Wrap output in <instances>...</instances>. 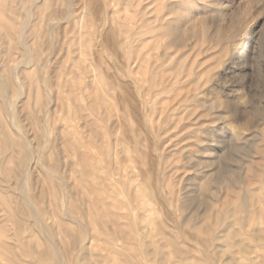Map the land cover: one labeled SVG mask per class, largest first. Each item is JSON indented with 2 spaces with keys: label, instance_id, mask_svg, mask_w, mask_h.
Returning <instances> with one entry per match:
<instances>
[{
  "label": "rangeland",
  "instance_id": "374dc122",
  "mask_svg": "<svg viewBox=\"0 0 264 264\" xmlns=\"http://www.w3.org/2000/svg\"><path fill=\"white\" fill-rule=\"evenodd\" d=\"M16 1L0 0V81L14 105L0 129V264H54L38 256L48 234L64 264H264V241L250 234H264V0H107L106 11L92 0H53L42 11L37 0L40 11L20 17L24 42L44 67L27 71L9 30ZM47 13L56 17L48 22ZM90 31L104 38L90 39ZM122 68L138 83L119 102L106 77ZM126 103L137 144L117 121ZM8 129L36 152L26 185L8 173L16 162L4 146ZM100 168L111 173L106 193L92 181ZM141 191L151 208L141 207ZM23 193L42 211L46 236ZM92 230L96 246L84 258L74 239ZM191 244L180 258L177 250Z\"/></svg>",
  "mask_w": 264,
  "mask_h": 264
},
{
  "label": "bare ground",
  "instance_id": "6f19581e",
  "mask_svg": "<svg viewBox=\"0 0 264 264\" xmlns=\"http://www.w3.org/2000/svg\"><path fill=\"white\" fill-rule=\"evenodd\" d=\"M42 1V11H43V8L45 9V10H49V8H50V6H51V3L53 2V0H50L51 2H49V0H41ZM58 1H60V0H58ZM65 1V0H64ZM67 1V0H66ZM93 1V3L96 5H98V7L100 8V7H102L105 11H106V7H107V0H92ZM109 1V0H108ZM18 2H20L19 4H20V7H19V12L18 13H15L16 11L14 10V12H10L11 14V18H13L15 21H14V26L11 28V29H9L10 30V33H11V36H12V38H13V41H14V46L12 45V49H14V51H16V53H18V52H22V50H24V54H25V56H24V60L21 62L22 64H23V67L22 68H25V70L27 71V68H32V67H34V68H36L38 65H39V67H44V59L43 58H40L39 60H35L34 59V55H32V54H30V52H29V49H28V46L26 45V43L24 42V37L23 36H26L25 35V31H27V29H28V25L24 22V25H22L21 24V21H23V20H21L22 18L20 17V16H25V18L27 19V18H29L30 16H31V8L32 7H35L36 6V3H37V0H20V1H16V3H18ZM112 1H110V3H111ZM163 2V1H162ZM58 3V2H57ZM60 3V2H59ZM62 5V4H61ZM139 5V4H138ZM152 5V4H151ZM208 6V5H207ZM37 7V6H36ZM49 7V8H48ZM57 7V6H56ZM11 8V7H10ZM38 8V7H37ZM53 8V7H52ZM58 8V7H57ZM61 9H62V7H60ZM95 8V7H94ZM93 9V8H92ZM20 10H21V12H20ZM37 10V9H36ZM38 10H39V8H38ZM63 10V9H62ZM22 11H25V13H22ZM40 11V10H39ZM39 11H36V14H37V12H39ZM41 11V12H42ZM53 11V10H52ZM56 11H57V9H56ZM5 12V11H4ZM63 12V11H62ZM65 12V11H64ZM46 13V12H45ZM45 13H44V15H45ZM47 14H49V13H47ZM58 14V13H57ZM56 14V15H57ZM60 14V13H59ZM62 14V13H61ZM66 14H68V13H65V15ZM90 14V13H89ZM104 14H106V13H104ZM64 15V14H63ZM108 15H110V14H108ZM2 16V15H1ZM39 16V15H38ZM71 16V15H70ZM94 16V15H93ZM126 16V15H125ZM136 16V15H135ZM53 17H56V16H54L53 14L51 15V14H49V15H47L46 16V21H50V20H52L53 19ZM59 17V16H58ZM65 17H67V16H65ZM69 17V16H68ZM145 17V16H144ZM143 17V18H144ZM156 17V16H155ZM191 17V16H190ZM60 18V17H59ZM109 18H110V16H109ZM134 18V17H133ZM106 19V18H105ZM193 19V18H192ZM29 20V19H28ZM27 20V21H28ZM39 20V19H38ZM64 20H66L65 18H64ZM75 20V19H74ZM156 22V21H155ZM47 23V22H46ZM58 23V22H57ZM81 23V22H80ZM142 23V22H141ZM2 24H3V22H2ZM38 24V23H37ZM52 24V23H51ZM56 24V23H55ZM62 24V23H61ZM82 24V23H81ZM101 24V23H100ZM103 24V23H102ZM46 25V24H45ZM32 26H33V24H32ZM32 26H31V29H32ZM36 26V25H35ZM43 26V25H42ZM50 26H52V25H50ZM38 27V26H37ZM48 27H49V25H48ZM47 27V28H48ZM57 27V26H56ZM88 27V26H87ZM107 27V26H106ZM34 28V27H33ZM89 28H90V26H89ZM35 29V28H34ZM41 30H42V28H40ZM104 29V28H103ZM134 29V28H133ZM7 31V30H6ZM63 31V30H62ZM80 31V30H79ZM104 31V30H103ZM43 32V31H42ZM8 33V32H7ZM44 33V32H43ZM47 33V32H46ZM90 33H91V35H90V39H93L95 36H96V38H97V42H98V39L100 40L103 36H104V34H103V32L102 31H99V32H97L96 33V35L94 34V36L92 35V31H90ZM51 34V33H50ZM57 34H58V32H57ZM10 35V34H9ZM63 35V34H62ZM8 36V35H7ZM6 36V37H7ZM41 36V35H40ZM47 36V35H46ZM45 36V37H46ZM92 36H93V38H92ZM43 37V36H42ZM48 37V36H47ZM46 37V38H47ZM50 37V36H49ZM53 37V36H52ZM9 38V37H8ZM28 38V37H27ZM104 38V37H103ZM44 39V38H43ZM50 39V38H49ZM81 39V38H80ZM137 39V38H136ZM153 39V38H152ZM12 40V39H11ZM28 40H29V38H28ZM94 40V39H93ZM103 40V39H102ZM104 40H106V39H104ZM84 41H85V39H84ZM101 41V40H100ZM109 41L110 40H108V43H109ZM51 42V41H50ZM96 42V43H97ZM148 42V41H147ZM11 43V42H10ZM107 43V42H106ZM145 43V42H144ZM12 44V43H11ZM10 44V45H11ZM80 44V43H79ZM8 45V44H7ZM9 45V46H10ZM58 45V44H57ZM96 45H99V44H96ZM108 45V44H107ZM51 46V45H50ZM11 47V46H10ZM52 47V46H51ZM50 47V48H51ZM97 47V46H96ZM32 48H33V46H32ZM101 48V47H100ZM101 50V49H100ZM104 50V49H103ZM165 50V49H164ZM96 51V50H95ZM10 52V51H9ZM38 52V51H37ZM49 52V51H48ZM11 53V52H10ZM41 53L43 54V52L41 51ZM7 54V53H6ZM80 54H81V52H80ZM95 54H97V53H95ZM23 55V54H22ZM49 55V54H48ZM104 55V54H103ZM43 56V55H42ZM41 56V57H42ZM56 56V55H55ZM88 56V55H87ZM108 56H110V54H108ZM11 57V56H10ZM10 57H8V58H10ZM105 57V56H104ZM112 57V56H111ZM7 58V57H6ZM84 58V57H83ZM106 58V57H105ZM162 59V58H161ZM4 60V59H3ZM6 60V59H5ZM8 60V59H7ZM81 60V59H80ZM85 60V59H84ZM116 60V59H115ZM98 61V60H97ZM82 62H84V61H82ZM116 62V61H115ZM114 62V63H115ZM6 63V62H5ZM10 63V62H9ZM48 63V62H47ZM1 64V63H0ZM21 64V65H22ZM4 65V64H3ZM17 65V64H16ZM115 65H117L116 63H115ZM121 65V64H120ZM134 65V64H133ZM169 65V64H168ZM122 66V65H121ZM121 66L119 67V68H121ZM137 66V65H136ZM4 67V66H3ZM19 67V64L16 66V68H18ZM117 67V66H116ZM12 68H13V66H12ZM15 68V69H16ZM125 68V67H124ZM8 69H9V67H8ZM14 69V68H13ZM115 69V68H114ZM17 70V69H16ZM15 70V71H16ZM71 70V69H70ZM122 70H124L123 72H122V74L121 75H119V76H113V77H109V76H107L106 77V79H107V82L109 81L108 80V78L110 79V82H111V86H112V88H111V90L112 89H116L115 91H117V93H118V100H119V102H121V100L124 102L125 100H126V96H128L129 95V91H130V89L131 88H134V84H137L138 82H136V80L132 77V76H130L128 73H129V71H128V73L126 72L127 70L126 69H123L122 68ZM36 71V70H35ZM5 72V71H4ZM35 73V72H34ZM93 73H95V71L93 72ZM24 74H25V76H26V73L24 72ZM178 74V73H177ZM4 75V74H3ZM13 75H14V73H13ZM41 76V75H40ZM16 76H14V78H15ZM27 77H29L28 76V74H27ZM26 77V78H27ZM7 78V77H6ZM36 78V77H35ZM73 78L75 79V77L73 76ZM99 78H102V76H100ZM33 79V78H32ZM27 80H29V78H27ZM36 81H37V79H35ZM35 81V82H36ZM109 82V83H110ZM28 83V82H27ZM42 84V83H41ZM38 85V84H37ZM18 86V85H17ZM55 86V85H54ZM65 86V85H64ZM106 86H110V85H106ZM106 86L105 85H103V87L104 88H106ZM41 87V86H40ZM69 87V86H68ZM4 88H6V90L8 91V88H7V84L4 82V81H0V93L2 94V97H3V99H5L4 100V102H2V100L0 101V129H1V131H2V129L4 128V127H6L7 128V126H8V122L6 123V120L5 119H3L2 117H4L6 114H8V116L10 117V119L13 117L10 113H9V110H10V107L11 106H14V105H12L11 104V106H10V102L8 101V99L6 98V96H5V94L3 95V89ZM19 88V87H18ZM37 88V87H36ZM110 88V87H109ZM39 90V89H38ZM83 93V92H82ZM103 93H105L106 94V96H107V98L108 97H110V95H109V93H108V90L106 89V91L104 92L103 91ZM7 94V93H6ZM128 94V95H127ZM48 95H50V94H48ZM117 95V94H116ZM178 95V94H177ZM5 96V97H4ZM131 96V95H130ZM1 97V96H0ZM8 97V96H7ZM37 97V96H36ZM56 97V96H55ZM86 97V96H85ZM132 97V96H131ZM1 99V98H0ZM85 99V98H84ZM56 100V99H55ZM110 100V99H109ZM32 101V100H31ZM53 101V100H52ZM77 101V100H76ZM86 101V100H85ZM129 101H131V100H129ZM128 101V102H129ZM35 102V101H34ZM78 102V101H77ZM35 104V103H34ZM47 104H48V102H47ZM56 104V103H55ZM77 104H79V102L77 103ZM129 104V106L131 105L130 103H128ZM133 104V103H132ZM128 105H127V103L126 104H124V107H122V110H123V113L122 114H120V115H116L117 116V121H118V123H122V125H123V127L125 128V131L127 132V133H131V134H129V135H131V136H129L130 137V139H131V142H133V143H135V144H137V141L134 139L135 137H134V134L132 133L133 132V130H132V125L131 124H129V122L127 121V113H128V109L130 108ZM75 107V106H74ZM88 107V106H87ZM132 107H134V106H132ZM13 108V107H12ZM15 108V107H14ZM32 108V107H31ZM177 108V107H176ZM69 109V108H68ZM114 109H115V107H114ZM130 109H132V108H130ZM12 110V109H11ZM64 110V109H63ZM77 110V109H76ZM80 110V109H79ZM134 110H136V108L134 109ZM27 112V111H26ZM130 112H132L131 110H130ZM114 111H109L108 112V114H109V116H115L114 114ZM116 113H117V111H116ZM14 114V113H13ZM95 114V113H94ZM27 116V115H26ZM1 119H3V120H5V122L4 121H2ZM9 119V120H10ZM13 119V118H12ZM140 119V118H139ZM8 120V119H7ZM30 120V119H29ZM141 120V119H140ZM137 121V120H136ZM10 122H12V121H10ZM25 122V121H24ZM16 123H17V121H16ZM139 124H140V122H139ZM11 125V124H10ZM15 126V125H14ZM12 127V126H11ZM10 127V128H11ZM143 127V126H142ZM239 127V126H238ZM237 127V128H238ZM242 127V126H241ZM9 128V127H8ZM116 128V127H115ZM14 129V128H13ZM7 129H5V131H6ZM10 129H8V133L6 134V132L5 133H3L2 135L4 136V138H5V140H4V146L5 147H10V148H12V151H13V154L14 155H10V157L12 158V159H15L16 160V162H14V164H13V162H12V166H13V168L12 169H10V170H8V173H11L12 172V174H15V176L17 177V179H19V181H20V183H23V184H25V182H26V180L28 179V177H29V174H31V170L32 169H34L35 168V166L38 164V163H35V159L33 160V159H31L32 157V154H33V152H32V154H30V151L28 150V146L27 145H29V144H27L26 142H25V138L23 139V140H19L18 138H16V137H12L13 135H14V132H12L13 133V135L10 137L8 134H9V131ZM15 130H17V128L15 129ZM14 130V131H15ZM20 130V129H19ZM18 130V132H19V134H20V132L21 131H19ZM237 130V129H236ZM145 131V130H144ZM48 132V131H47ZM62 132V131H61ZM125 132V133H126ZM17 133V132H16ZM47 134V133H46ZM138 134V133H137ZM233 134V133H232ZM21 135V134H20ZM127 135V134H126ZM237 135H240V134H235L234 136L235 137H238L239 138V136H237ZM23 136V135H22ZM51 136V135H50ZM144 137H145V135H144ZM20 138H23V137H20ZM236 140H237V138H236ZM130 141V140H129ZM135 141V142H134ZM118 143V142H117ZM122 143V142H121ZM123 144V143H122ZM30 146V145H29ZM51 146V145H50ZM2 149V148H1ZM46 149H47V147H46ZM33 150V149H32ZM52 150V149H51ZM62 150V149H61ZM3 151H5V150H3ZM8 151V150H7ZM46 151V150H45ZM113 152V154L114 153H116V152H114V150H110V152ZM133 151V150H132ZM0 152H1V150H0ZM9 152V151H8ZM7 152V153H8ZM125 152H127V153H129V150L127 149ZM136 152V151H135ZM36 153V152H35ZM34 153V154H35ZM33 154V155H34ZM44 154V153H43ZM42 154V155H43ZM49 154V153H48ZM111 154V153H110ZM110 154H109V150H108V155H105L106 156V158L107 157H109L110 158ZM5 155V154H4ZM3 155V156H4ZM116 155V154H115ZM15 156V157H14ZM35 156V158H36V154L34 155ZM33 156V157H34ZM1 157V156H0ZM39 157V156H38ZM42 157V156H41ZM7 160V159H6ZM32 160V161H31ZM44 160V159H43ZM46 160V159H45ZM128 160H131V151H130V155L128 156ZM3 161V160H2ZM149 161V160H148ZM155 161V160H154ZM11 162V161H10ZM42 162H44V161H41V163ZM44 164V163H43ZM62 164V163H61ZM65 164V163H64ZM199 164V163H198ZM202 164V163H201ZM206 164V163H205ZM6 166V165H5ZM8 166V165H7ZM62 166V165H61ZM4 167V166H3ZM247 168H248V166H247ZM249 169V168H248ZM48 170H49V168H48ZM51 171V170H50ZM55 171V170H54ZM100 171H101V168L100 169H96V170H94L93 172H92V181L94 182H96V185H95V187H97V188H100L101 190H103V192L104 193H106V191L103 189V182H106V181H109L110 179H111V173L110 172H108V173H106L105 172V170H103L104 171V174H105V176L103 175V176H101L99 173H100ZM57 171H55V173H56ZM161 172H162V170H161ZM160 172V173H161ZM49 173V172H48ZM47 173V174H48ZM149 173V172H148ZM155 173V172H154ZM218 173V172H217ZM222 173V172H221ZM50 174H52L51 172H50ZM150 174V173H149ZM153 174V173H152ZM168 174V173H167ZM205 174V173H204ZM162 175V174H161ZM58 176V175H57ZM163 176H164V174H163ZM166 176V175H165ZM3 177V176H2ZM59 177V176H58ZM161 177V176H160ZM202 177V176H201ZM206 177H208V176H206ZM54 178V177H53ZM154 178V177H153ZM211 179L212 178H210V180L209 179H206V181H208V182H211ZM153 180V179H152ZM8 181V180H7ZM155 181V180H154ZM12 182H14V181H12ZM2 183V182H1ZM1 183H0V185H1ZM161 183V182H160ZM206 183V182H205ZM18 185V184H17ZM26 185V184H25ZM124 185H125V183H124ZM156 185V184H155ZM205 185V184H204ZM20 186H21V184H20ZM154 186V185H153ZM15 187V186H14ZM22 187H24V186H22ZM19 188V187H18ZM25 188H26V186H25ZM204 188V187H203ZM207 188H208V186H207ZM13 189V188H12ZM205 189H206V187H205ZM200 190H201V188H200ZM203 190V189H202ZM18 191H19V189H18ZM22 191V190H21ZM14 192V191H13ZM24 192V191H23ZM142 193V196H143V202L141 201V207L142 208H151V200L150 199H146V197H147V195H146V192H144V191H141ZM174 192V191H173ZM199 192H202V191H197L196 192V194H198ZM15 193V192H14ZM140 193V192H139ZM156 193V192H155ZM141 194H139V197H140V195ZM158 194V193H157ZM156 194V195H157ZM195 194V193H194ZM195 194V195H196ZM11 195H13V194H11ZM22 197H23V207L24 208H26L25 210L30 214V216L32 217V219H33V224L35 225V226H38V227H40V229L44 232V233H42V234H45V236L47 235V228L42 224V222H43V220H42V218H41V214H42V211L40 212L39 211V209L33 204V202H32V200H31V198H29L27 195H25L24 193H23V195H22ZM64 197V196H63ZM107 197H110V194L107 196ZM5 198V197H4ZM41 198V197H40ZM6 199V198H5ZM13 199H15V197L13 198ZM142 199V198H141ZM258 199V198H257ZM16 200V199H15ZM14 200V201H15ZM160 200V199H159ZM159 200H158V202H159ZM192 200V199H191ZM48 201V200H47ZM65 201V200H64ZM185 201V200H184ZM188 201V200H187ZM5 202V201H4ZM154 202H155V200H154ZM193 202V201H192ZM8 203V202H7ZM162 203V202H161ZM17 204V203H16ZM63 204V203H62ZM3 205V204H2ZM10 205V204H9ZM140 205V204H139ZM14 206V205H13ZM65 206H67V205H65ZM162 206V205H161ZM6 207V206H5ZM4 207V208H5ZM64 207V206H63ZM62 207V208H63ZM68 207V206H67ZM1 208V207H0ZM7 208V207H6ZM65 208V207H64ZM163 208H164V206H163ZM162 208V209H163ZM168 208V207H167ZM68 209L69 208H67V210L66 211H68ZM139 210V209H138ZM152 210V209H151ZM245 210V209H244ZM168 211V210H167ZM166 211V212H167ZM8 212V211H7ZM69 212H70V210H69ZM68 212V213H69ZM19 213V212H18ZM22 213V212H21ZM41 213V214H40ZM65 213V212H64ZM67 212H66V216H68L67 214H68ZM71 213V212H70ZM159 214H160V212H159ZM166 214H169V213H166ZM61 215H62V217H63V213H62V211H61ZM20 216V215H19ZM23 216V215H22ZM163 216H166V215H163ZM169 216V215H168ZM170 216H172V215H170ZM169 216V217H170ZM73 217V216H72ZM167 217V216H166ZM14 218V217H13ZM142 218V217H141ZM190 218V217H189ZM189 218H187V219H189ZM194 218V217H193ZM66 219V218H65ZM140 219V218H139ZM164 219V218H163ZM191 219V218H190ZM143 221H148V222H150V221H152V220H150L149 218H143L142 219ZM14 221V220H13ZM68 221H69V219H68ZM191 220H189V222H190ZM10 222V221H9ZM17 222V221H16ZM170 222V221H169ZM176 222V221H175ZM14 223V222H13ZM140 223V222H139ZM188 223V222H187ZM83 224V223H82ZM176 224V223H175ZM189 224V223H188ZM17 225V224H16ZM31 225V224H30ZM143 225V224H142ZM47 226V225H46ZM140 226V225H139ZM62 227V226H61ZM176 228V227H175ZM179 228V227H178ZM29 229V228H28ZM19 230V229H18ZM228 230V229H227ZM20 231V230H19ZM19 231L16 233V238H17V244H19V245H22V247H24V248H26V250H27V244L23 241V238L22 237H20L19 236ZM264 231V230H263ZM207 232V231H206ZM254 232V231H253ZM49 233V232H48ZM184 233V232H183ZM179 234V233H178ZM225 234V233H224ZM251 234V237H252V239H254V240H256V241H264V234L262 235V233L260 234L259 232H254V233H250ZM180 235V234H179ZM26 236V235H25ZM24 236V237H25ZM44 236V235H43ZM74 236H75V234H74ZM263 236V237H262ZM10 237V236H9ZM36 237V236H35ZM119 237V236H118ZM183 237H186V236H184L183 235ZM45 239L43 240L44 242H43V244H44V248H43V252L42 253H40V254H38V256H40V257H45V255L47 256L46 258H48V259H50V261H53V263L54 264H61V254L59 255V253L54 249V247L56 248V246H54L53 247V244H52V242H51V236H50V234H48L46 237H44ZM120 238V237H119ZM210 239L208 240V243H211V242H213V238H211V237H209ZM25 239H27V238H25ZM29 239H32V238H29ZM182 239V242L185 244V242H186V240L188 241V239H183V238H181ZM8 240V239H7ZM11 240V239H10ZM75 248L77 249V251L78 252H80V256H83L84 258L86 257V254H88V252H90V248H92L93 246H96V242H97V235H96V231H94V230H92L90 233H86V232H84V231H80L78 234H76V236H75ZM119 240V239H118ZM125 240V239H124ZM1 241V240H0ZM32 241V240H31ZM242 241V240H241ZM119 242H121V241H119ZM189 243H191V242H189ZM241 243V242H240ZM3 244H5V243H3ZM34 244V243H33ZM41 244V243H40ZM57 244V243H56ZM74 244V243H73ZM120 244V243H119ZM171 244H172V242H171ZM29 245V244H28ZM107 245V244H106ZM105 245V243H104V246H106ZM151 245V244H150ZM2 246V245H1ZM8 246V245H7ZM58 246V245H57ZM103 246V247H104ZM114 246V245H113ZM40 247V246H39ZM59 247V246H58ZM243 247V246H242ZM245 247V246H244ZM41 248V247H40ZM189 248H190V250H189ZM194 248V246H192V244L191 245H187V249H182V250H177L178 251V256L181 258V256L180 255H182L183 253H184V251H186V252H192V249ZM2 249V248H1ZM32 249V248H31ZM58 249V248H57ZM61 249V248H60ZM73 249V248H72ZM181 249V248H180ZM71 250V249H70ZM120 250V249H119ZM9 251V250H8ZM37 251V250H36ZM73 251V250H72ZM75 251V250H74ZM122 251V250H121ZM194 251H195V249H194ZM221 251V250H220ZM1 252H3V251H1ZM28 251H26V253H27ZM147 252V251H146ZM146 252H144V254H146ZM209 252V251H208ZM11 253H13V252H11ZM62 253V252H61ZM77 253V252H76ZM84 253V254H83ZM152 253V252H151ZM195 253V252H194ZM197 253V252H196ZM239 253L240 254H243V251H242V249H239ZM64 254V253H63ZM163 254V253H162ZM208 254H210V252L208 253ZM66 255V254H65ZM128 255V254H127ZM143 255V254H142ZM206 255V254H205ZM222 255V254H221ZM231 255V254H230ZM229 255V256H230ZM1 256H2V254H1ZM210 256V255H209ZM212 256V255H211ZM64 257V256H63ZM143 257V256H142ZM0 258H2V257H0ZM131 258V257H130ZM242 258V257H241ZM3 259V258H2ZM2 259H0V260H2ZM62 259H64V258H62ZM64 261V260H63ZM66 262V261H65ZM154 262V261H153ZM217 261L215 260V258H210V260H209V262H208V264H217L216 263ZM63 263V262H62ZM152 263V262H151ZM11 264V263H10ZM64 264V263H63ZM136 264V263H135ZM139 264V263H138ZM152 264H156V263H152Z\"/></svg>",
  "mask_w": 264,
  "mask_h": 264
}]
</instances>
